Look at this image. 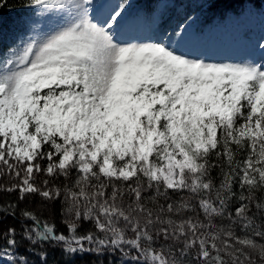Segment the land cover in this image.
Wrapping results in <instances>:
<instances>
[{
	"label": "snow or ice",
	"instance_id": "6c2138e0",
	"mask_svg": "<svg viewBox=\"0 0 264 264\" xmlns=\"http://www.w3.org/2000/svg\"><path fill=\"white\" fill-rule=\"evenodd\" d=\"M21 7L57 19L0 37V176L12 178L0 191L63 196L67 232L21 210L19 233L0 229V264H30L24 241L47 245L40 264L48 248L66 264H264V43L252 61L185 50L190 16L171 33L133 32L130 0Z\"/></svg>",
	"mask_w": 264,
	"mask_h": 264
},
{
	"label": "trees",
	"instance_id": "16d2710c",
	"mask_svg": "<svg viewBox=\"0 0 264 264\" xmlns=\"http://www.w3.org/2000/svg\"><path fill=\"white\" fill-rule=\"evenodd\" d=\"M133 2V7H136L140 10H149L152 11L156 4L160 1H165V5L163 9L167 10L169 14L167 17L169 20H172V25L183 22L186 17H191L194 14L198 13L199 22L202 27L216 24L219 21L225 20L228 17H234L241 19L244 17L245 13L248 9H253L256 12L264 11V0H130ZM22 0H7V5L0 9V37L3 38V42L5 46L9 43L10 40L14 39L16 35L20 33V29L24 26L29 16L33 14L32 10L25 9L21 7ZM163 14H165L162 11ZM171 16V17H170ZM217 171H212V176L217 177ZM74 178V177H73ZM45 179L43 176H38L37 180L42 181ZM12 182V178L5 174L0 176V187H9ZM217 183H219V178L217 177ZM57 185L62 186L65 181L61 177L55 181ZM18 192H7L0 191V209L6 207L9 204L16 203L18 207L16 209V218L13 219L11 216L9 217H0L2 220V224H0V229H6L9 225H15L17 229V233L20 232L22 226H26L25 221L21 216V210L27 209L29 211L34 212L41 221H48L54 223L56 225L57 231L67 232L65 224L63 221L67 218L63 213L62 204L63 196L55 202H45L39 196L30 195L25 200H18ZM173 199H179L181 195H187V193L183 194H171ZM258 199L264 200V192L256 193ZM235 206V205H233ZM253 212H255V208H253ZM251 214V213H250ZM219 223V219L216 221ZM30 224V222H28ZM256 224L264 225V215L257 214L255 219ZM91 228L90 223L81 222V227L79 229L80 233H84L85 231ZM239 233V230H237ZM19 240V235L17 236ZM259 243H264V240H258ZM3 243V241H0ZM47 245L38 244L35 249L30 247V243L28 241H24L21 244L19 249L20 254H24L27 256L30 264L34 262V264H40L39 258L34 255V252H38L41 248H45ZM27 249V251H26ZM68 257L62 256L59 249L56 248H48L47 254V264H66L68 261ZM98 257L92 255H83L76 256L71 260V264H93V261L97 260ZM107 260V257L104 258Z\"/></svg>",
	"mask_w": 264,
	"mask_h": 264
},
{
	"label": "rangeland",
	"instance_id": "374dc122",
	"mask_svg": "<svg viewBox=\"0 0 264 264\" xmlns=\"http://www.w3.org/2000/svg\"><path fill=\"white\" fill-rule=\"evenodd\" d=\"M108 2L109 0H103L99 5L103 8ZM130 4L131 7L128 9V13L138 14L141 18L140 22L131 25L130 31L149 34L154 30H167L171 33L177 27L176 24L172 25L173 21L167 17L169 15L167 10L163 9L165 1L157 3L156 7L150 12L138 11L134 9L132 1H130ZM191 18L192 21L189 25L191 34L185 33L186 39L183 42L185 50L212 56L216 59L231 58L234 60L247 59L249 61L259 59L257 41L264 43V11L256 12L253 9H248L241 19L228 17L216 24L204 27L199 22L198 14L192 15ZM56 19L55 14L43 17H36L32 14L29 16L27 23L21 27L20 33L30 23H39L47 28ZM183 22H186V19ZM176 39V37H173V41Z\"/></svg>",
	"mask_w": 264,
	"mask_h": 264
},
{
	"label": "bare ground",
	"instance_id": "6f19581e",
	"mask_svg": "<svg viewBox=\"0 0 264 264\" xmlns=\"http://www.w3.org/2000/svg\"><path fill=\"white\" fill-rule=\"evenodd\" d=\"M188 49V48H187ZM212 57V56H211Z\"/></svg>",
	"mask_w": 264,
	"mask_h": 264
}]
</instances>
